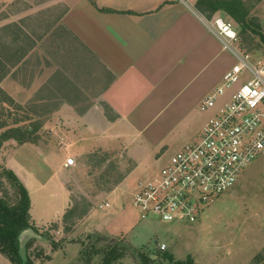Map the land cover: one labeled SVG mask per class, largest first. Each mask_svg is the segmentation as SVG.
<instances>
[{
    "label": "rangeland",
    "instance_id": "obj_1",
    "mask_svg": "<svg viewBox=\"0 0 264 264\" xmlns=\"http://www.w3.org/2000/svg\"><path fill=\"white\" fill-rule=\"evenodd\" d=\"M41 1L43 6L49 2L0 0L1 120L11 124L17 118L21 125L40 127L34 142L21 145L12 139L0 151V194L17 203V190L3 168L18 165L24 179L18 177L31 197L36 231L21 236L25 261L101 264L108 249L117 245L125 252L120 264H171L166 253L176 261L191 257L194 264H258V259L264 264V150L194 223H165L156 216L143 219L134 206L139 184L159 173L186 144L200 140L204 124L216 117L222 98L206 110L202 102L178 130L158 134V138L151 137L152 129L135 140L126 137L106 147L88 145L83 141L88 138L85 124L77 125L70 113L56 114L52 83L59 58L54 48L60 47L62 39L52 31L44 34L39 14H43L41 19L52 20L56 14L53 7L37 13ZM189 1L195 4L197 0ZM246 1L264 36V0ZM72 16L81 18L80 23L88 22L76 9ZM215 18L232 23L240 32V26L225 13L211 21ZM235 45L240 49V41ZM27 47L35 51L28 52ZM241 51L254 63L263 61L264 41L257 37L252 51ZM247 78L243 75L241 82ZM40 82L50 84L49 100H40ZM105 109L110 117L114 114L108 106ZM69 158L74 165L67 166ZM0 264L13 263L0 253Z\"/></svg>",
    "mask_w": 264,
    "mask_h": 264
},
{
    "label": "crops",
    "instance_id": "obj_2",
    "mask_svg": "<svg viewBox=\"0 0 264 264\" xmlns=\"http://www.w3.org/2000/svg\"><path fill=\"white\" fill-rule=\"evenodd\" d=\"M48 1L37 13L53 7V20L39 14L40 26L62 39L54 48L56 114L85 124L88 145L178 130L236 63L193 1L190 7L174 0ZM75 9L88 22L73 18ZM38 90L40 100L50 99V84L40 82ZM10 168L22 177L20 166Z\"/></svg>",
    "mask_w": 264,
    "mask_h": 264
},
{
    "label": "built area",
    "instance_id": "obj_3",
    "mask_svg": "<svg viewBox=\"0 0 264 264\" xmlns=\"http://www.w3.org/2000/svg\"><path fill=\"white\" fill-rule=\"evenodd\" d=\"M174 1L191 6L189 0ZM207 25L237 62L201 107L213 108L223 100L200 140L186 145L159 173L139 184L133 202L143 219L196 222L205 207L231 189L264 150V60L250 61L235 45L239 33L232 23L215 18ZM243 75L248 78L241 82ZM74 164V159L67 160V166Z\"/></svg>",
    "mask_w": 264,
    "mask_h": 264
},
{
    "label": "trees",
    "instance_id": "obj_4",
    "mask_svg": "<svg viewBox=\"0 0 264 264\" xmlns=\"http://www.w3.org/2000/svg\"><path fill=\"white\" fill-rule=\"evenodd\" d=\"M257 1L260 3L262 0ZM195 8L208 20H212L221 12L232 18L240 26L239 41L242 50L252 51L255 48L257 37H259V40L264 41L262 26L251 15L252 6L246 0H197ZM1 70L0 68V72ZM1 78L2 75L0 74ZM6 112L8 113V110ZM3 113L0 106V151L4 143L12 139L21 145L34 142V134L40 128L39 125L24 126L17 118L11 124H8L7 121L3 122L1 120ZM3 174L17 190L18 200L17 203L13 204L0 194V253L13 264H31L30 261H25V258L21 255L22 234L28 230L36 231L30 212L32 206L30 193L12 169L3 168ZM124 255L125 252L115 245L108 249L101 264H120L119 261ZM165 255L170 259L171 264H194L191 257L187 260L176 261L171 254L166 253ZM262 260L258 259V264H261Z\"/></svg>",
    "mask_w": 264,
    "mask_h": 264
}]
</instances>
